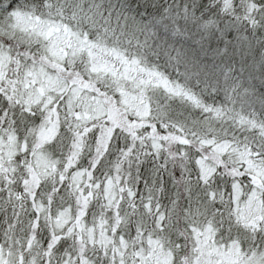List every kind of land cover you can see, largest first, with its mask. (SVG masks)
Returning <instances> with one entry per match:
<instances>
[{
    "label": "snow or ice",
    "instance_id": "1",
    "mask_svg": "<svg viewBox=\"0 0 264 264\" xmlns=\"http://www.w3.org/2000/svg\"><path fill=\"white\" fill-rule=\"evenodd\" d=\"M0 264H264V0H0Z\"/></svg>",
    "mask_w": 264,
    "mask_h": 264
}]
</instances>
